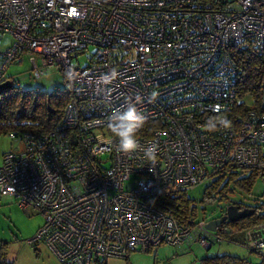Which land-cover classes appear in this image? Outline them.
<instances>
[{
  "label": "built area",
  "instance_id": "obj_1",
  "mask_svg": "<svg viewBox=\"0 0 264 264\" xmlns=\"http://www.w3.org/2000/svg\"><path fill=\"white\" fill-rule=\"evenodd\" d=\"M5 33L13 40L0 50V82L25 54L35 76L60 69L70 95L51 128L8 132L23 147L2 154L0 194L43 216L28 243H45L61 264H102L162 243L224 239L209 219L183 223L153 199L228 163L259 164L264 112L237 108L233 52L250 49L264 64V0H0ZM129 103L145 120L138 148L122 153L107 118ZM243 234L264 259V219Z\"/></svg>",
  "mask_w": 264,
  "mask_h": 264
},
{
  "label": "trees",
  "instance_id": "obj_2",
  "mask_svg": "<svg viewBox=\"0 0 264 264\" xmlns=\"http://www.w3.org/2000/svg\"><path fill=\"white\" fill-rule=\"evenodd\" d=\"M233 58L238 68L236 87L240 102L237 108L240 112L248 108L264 112V64L262 60L250 49L234 50ZM69 96L67 88L45 91L21 88L13 83L4 87L0 90V133L51 128L61 120ZM245 172H248V175ZM259 174H264V153L256 167L247 168L228 163L212 176V180L205 187L204 197L211 201L218 195L220 200H228L227 193L231 190L228 187L230 181L250 192L253 181ZM223 178H226V181L222 184ZM153 200L183 223H188L187 217L195 219L196 206L187 196L186 191L162 192ZM230 202L238 204L239 207H253L254 211L235 221L225 220L217 226L216 232L228 240H231L230 234L237 231L243 232L247 227L264 219V208L259 210L257 206L239 201L228 200V203ZM225 206L221 207L220 214L224 213ZM150 249L152 248L148 250ZM128 255L124 258L126 261ZM260 257L259 263H252L243 256L212 254L200 258L199 264H264L263 257L261 255ZM0 264H14L13 260L10 261L7 258L5 243L0 244Z\"/></svg>",
  "mask_w": 264,
  "mask_h": 264
},
{
  "label": "rangeland",
  "instance_id": "obj_3",
  "mask_svg": "<svg viewBox=\"0 0 264 264\" xmlns=\"http://www.w3.org/2000/svg\"><path fill=\"white\" fill-rule=\"evenodd\" d=\"M12 40L13 38L9 34L5 33L1 35L0 50L9 46ZM93 50L94 46L89 45L84 52L78 55L77 63L79 65H85L89 61V57H91ZM72 63L74 64L76 61L73 59ZM4 74L11 79L15 86H19L21 88L51 91L56 88L60 89L68 87L66 76L57 67L46 68L41 75L35 76L31 69V64L25 54H19L17 58L8 65ZM22 147V143L19 142L18 139L11 138L8 133H0V164L2 162L3 152L11 149L19 150ZM245 173L248 175V172ZM212 178L213 177L204 179L202 182L186 190L187 196L192 199L194 205L196 206L195 219L204 217L206 219H210L218 216L220 214L221 207L227 205L228 200L239 201L247 205L257 206L259 210L264 208V174H259L255 177L250 192L230 181L228 183V187L231 190L227 193L228 200H220L218 195L211 201L206 200L204 197V190ZM225 181L226 178H223L221 180L222 184ZM35 216L41 217L43 221L41 213L32 211L30 217ZM33 233L27 236L30 237ZM230 235L231 240L220 239L218 241H214L208 248L196 241H191L185 245L177 246L162 243L147 251L134 250L129 253L127 257L128 260L125 264H199L200 258L205 255L212 254L238 255L247 258L252 263L260 262V255L254 251H250L244 244L241 243L244 237L242 231H237ZM27 236L23 237L24 242L27 241ZM8 250L10 249H7V253ZM119 259H122L121 262L125 260L124 258Z\"/></svg>",
  "mask_w": 264,
  "mask_h": 264
},
{
  "label": "crops",
  "instance_id": "obj_4",
  "mask_svg": "<svg viewBox=\"0 0 264 264\" xmlns=\"http://www.w3.org/2000/svg\"><path fill=\"white\" fill-rule=\"evenodd\" d=\"M31 212L19 208L12 196L0 194V244L5 243L10 249L7 258L14 264H61L45 243L24 242L23 237L33 233L42 223L41 217H30ZM121 260L111 258L106 264H125L126 260Z\"/></svg>",
  "mask_w": 264,
  "mask_h": 264
},
{
  "label": "clouds",
  "instance_id": "obj_5",
  "mask_svg": "<svg viewBox=\"0 0 264 264\" xmlns=\"http://www.w3.org/2000/svg\"><path fill=\"white\" fill-rule=\"evenodd\" d=\"M145 116L134 104L129 103L123 109H114L107 118V126L114 133V140L118 150L122 153H132L139 146L136 132L143 125ZM225 126L231 121L223 120ZM155 155V146L150 145L144 149V156L151 160Z\"/></svg>",
  "mask_w": 264,
  "mask_h": 264
},
{
  "label": "water",
  "instance_id": "obj_6",
  "mask_svg": "<svg viewBox=\"0 0 264 264\" xmlns=\"http://www.w3.org/2000/svg\"><path fill=\"white\" fill-rule=\"evenodd\" d=\"M12 85L11 79H5L0 82V90L4 87ZM254 211L253 207L243 206L239 207L236 203H228L225 206L224 213L217 217L211 218L206 222V228L209 230H215L216 227L225 220H238L244 216L250 215Z\"/></svg>",
  "mask_w": 264,
  "mask_h": 264
},
{
  "label": "flooded vegetation",
  "instance_id": "obj_7",
  "mask_svg": "<svg viewBox=\"0 0 264 264\" xmlns=\"http://www.w3.org/2000/svg\"><path fill=\"white\" fill-rule=\"evenodd\" d=\"M230 203H234V202H230Z\"/></svg>",
  "mask_w": 264,
  "mask_h": 264
}]
</instances>
